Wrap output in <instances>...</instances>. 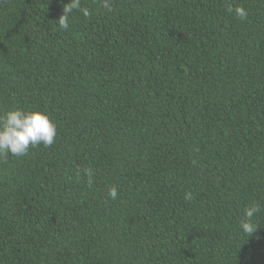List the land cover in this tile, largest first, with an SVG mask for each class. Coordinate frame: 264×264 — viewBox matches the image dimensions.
Listing matches in <instances>:
<instances>
[{"label": "trees", "instance_id": "obj_1", "mask_svg": "<svg viewBox=\"0 0 264 264\" xmlns=\"http://www.w3.org/2000/svg\"><path fill=\"white\" fill-rule=\"evenodd\" d=\"M110 2L0 0V115L57 127L0 157V264H264V0Z\"/></svg>", "mask_w": 264, "mask_h": 264}, {"label": "clouds", "instance_id": "obj_2", "mask_svg": "<svg viewBox=\"0 0 264 264\" xmlns=\"http://www.w3.org/2000/svg\"><path fill=\"white\" fill-rule=\"evenodd\" d=\"M102 7L109 12L112 11L110 0H102ZM228 11L234 12L235 16L242 21L248 17V12L243 7H229ZM74 12H81L85 17L90 15L88 9L81 7V0H70V3L63 6V15L57 22L61 30L69 28L70 18ZM56 136V124L44 112H26L21 108H13L0 115V157L26 156L31 148L41 144L44 147H50L54 144ZM85 172L91 177L90 170H85ZM108 196L111 199L118 197L115 186L108 190ZM192 198V193L185 194L186 200ZM260 211L261 206L258 203H253L244 210V219L240 222V230L243 234L251 236L257 231L258 224L254 222V217Z\"/></svg>", "mask_w": 264, "mask_h": 264}]
</instances>
